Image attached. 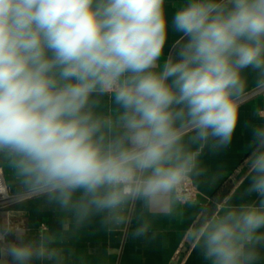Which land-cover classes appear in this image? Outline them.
Masks as SVG:
<instances>
[{"label":"clouds","instance_id":"obj_1","mask_svg":"<svg viewBox=\"0 0 264 264\" xmlns=\"http://www.w3.org/2000/svg\"><path fill=\"white\" fill-rule=\"evenodd\" d=\"M167 3L0 0V264H88L85 227L150 243L186 208L203 264H264V123L246 122L240 187L200 195L205 155L264 96V0H173L171 23ZM30 201L60 227L33 234L11 207Z\"/></svg>","mask_w":264,"mask_h":264},{"label":"crops","instance_id":"obj_2","mask_svg":"<svg viewBox=\"0 0 264 264\" xmlns=\"http://www.w3.org/2000/svg\"><path fill=\"white\" fill-rule=\"evenodd\" d=\"M172 4L173 0H168L166 5L169 23L175 11ZM175 38L176 34L170 29L166 54ZM254 107L264 109V96H257L242 106L240 123L231 146L218 154L205 155L206 164L218 174V181L215 184H201L200 195L205 202H210L214 197L227 196L243 183L244 161L248 154L246 149L251 140V130L245 126L246 122L264 123V120L254 116ZM247 183L248 181H245V184ZM245 198L254 199L255 195ZM11 207L21 210L16 216L31 228L33 234L46 228L55 230L60 227V213L39 201ZM194 212L195 209L186 208L179 219L155 218L153 222L158 236L150 243L132 239L123 232H106L100 229L97 223L78 232L73 243L78 250L85 253L88 264H203L198 253L186 248L184 239L179 238L185 218ZM134 223L135 221L133 226Z\"/></svg>","mask_w":264,"mask_h":264},{"label":"built area","instance_id":"obj_3","mask_svg":"<svg viewBox=\"0 0 264 264\" xmlns=\"http://www.w3.org/2000/svg\"><path fill=\"white\" fill-rule=\"evenodd\" d=\"M0 174H2V171L0 170ZM1 210V209H0Z\"/></svg>","mask_w":264,"mask_h":264}]
</instances>
